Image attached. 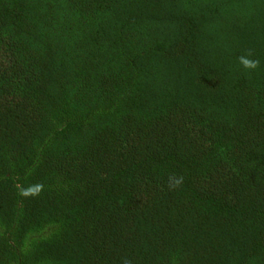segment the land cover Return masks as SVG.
I'll use <instances>...</instances> for the list:
<instances>
[{"label": "trees", "instance_id": "obj_1", "mask_svg": "<svg viewBox=\"0 0 264 264\" xmlns=\"http://www.w3.org/2000/svg\"><path fill=\"white\" fill-rule=\"evenodd\" d=\"M0 264H264V0H0Z\"/></svg>", "mask_w": 264, "mask_h": 264}]
</instances>
